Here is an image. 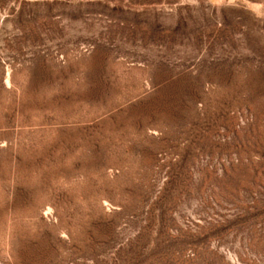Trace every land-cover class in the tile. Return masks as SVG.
Listing matches in <instances>:
<instances>
[{
	"label": "rangeland",
	"instance_id": "obj_1",
	"mask_svg": "<svg viewBox=\"0 0 264 264\" xmlns=\"http://www.w3.org/2000/svg\"><path fill=\"white\" fill-rule=\"evenodd\" d=\"M0 264H264V0H0Z\"/></svg>",
	"mask_w": 264,
	"mask_h": 264
}]
</instances>
